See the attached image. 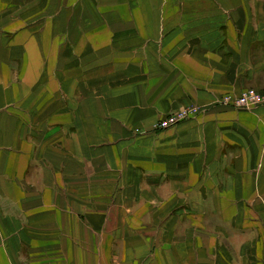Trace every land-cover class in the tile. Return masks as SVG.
Masks as SVG:
<instances>
[{"label":"crops","instance_id":"obj_1","mask_svg":"<svg viewBox=\"0 0 264 264\" xmlns=\"http://www.w3.org/2000/svg\"><path fill=\"white\" fill-rule=\"evenodd\" d=\"M249 88L264 0H0V264H264Z\"/></svg>","mask_w":264,"mask_h":264},{"label":"built area","instance_id":"obj_2","mask_svg":"<svg viewBox=\"0 0 264 264\" xmlns=\"http://www.w3.org/2000/svg\"><path fill=\"white\" fill-rule=\"evenodd\" d=\"M221 103L224 105H231L236 108L251 110L260 105H264V92L256 89H246L240 95L225 94L221 97ZM202 112V109L196 105H191L176 111L166 117L157 121L154 126L156 131L168 129L187 119L196 117ZM138 133H144L141 129H136Z\"/></svg>","mask_w":264,"mask_h":264},{"label":"rangeland","instance_id":"obj_3","mask_svg":"<svg viewBox=\"0 0 264 264\" xmlns=\"http://www.w3.org/2000/svg\"><path fill=\"white\" fill-rule=\"evenodd\" d=\"M249 89H254V88H249ZM238 95H240V94H238ZM237 96V95H236Z\"/></svg>","mask_w":264,"mask_h":264},{"label":"trees","instance_id":"obj_4","mask_svg":"<svg viewBox=\"0 0 264 264\" xmlns=\"http://www.w3.org/2000/svg\"><path fill=\"white\" fill-rule=\"evenodd\" d=\"M257 90V89H256Z\"/></svg>","mask_w":264,"mask_h":264}]
</instances>
